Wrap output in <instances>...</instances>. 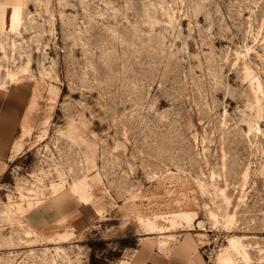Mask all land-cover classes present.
I'll use <instances>...</instances> for the list:
<instances>
[{
  "label": "rangeland",
  "instance_id": "rangeland-1",
  "mask_svg": "<svg viewBox=\"0 0 264 264\" xmlns=\"http://www.w3.org/2000/svg\"><path fill=\"white\" fill-rule=\"evenodd\" d=\"M233 237L264 264V0H0V264Z\"/></svg>",
  "mask_w": 264,
  "mask_h": 264
},
{
  "label": "bare ground",
  "instance_id": "bare-ground-1",
  "mask_svg": "<svg viewBox=\"0 0 264 264\" xmlns=\"http://www.w3.org/2000/svg\"><path fill=\"white\" fill-rule=\"evenodd\" d=\"M16 78V76H15ZM14 79V78H13ZM258 92H261V88L258 87ZM259 98V97H258ZM87 187V186H86ZM79 190V189H78ZM80 193V192H79ZM85 194V193H84ZM83 195V194H81ZM82 198V197H81ZM86 198V197H85ZM84 198V199H85ZM89 199V198H88ZM88 201V200H87ZM201 225V224H200ZM203 225V223H202ZM64 239V238H63ZM242 239L233 237L229 240V246L218 257V264H238L234 260L235 255H242L245 257L249 264V256L241 241Z\"/></svg>",
  "mask_w": 264,
  "mask_h": 264
},
{
  "label": "crops",
  "instance_id": "crops-1",
  "mask_svg": "<svg viewBox=\"0 0 264 264\" xmlns=\"http://www.w3.org/2000/svg\"><path fill=\"white\" fill-rule=\"evenodd\" d=\"M3 143H6V140H5V139H3V141H2V144H3Z\"/></svg>",
  "mask_w": 264,
  "mask_h": 264
}]
</instances>
